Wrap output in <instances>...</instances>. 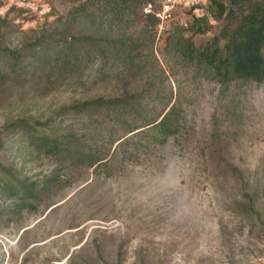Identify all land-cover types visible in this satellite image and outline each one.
<instances>
[{
	"label": "rangeland",
	"instance_id": "374dc122",
	"mask_svg": "<svg viewBox=\"0 0 264 264\" xmlns=\"http://www.w3.org/2000/svg\"><path fill=\"white\" fill-rule=\"evenodd\" d=\"M140 1L0 0V169L38 185L25 201L0 189V264H264V81L221 78L190 52L241 10L177 0L163 22L145 8L170 0ZM127 94L142 124L175 104L171 131L116 148L114 122L63 109ZM19 119L80 143L63 160L40 152ZM93 144L108 148L97 167Z\"/></svg>",
	"mask_w": 264,
	"mask_h": 264
},
{
	"label": "trees",
	"instance_id": "16d2710c",
	"mask_svg": "<svg viewBox=\"0 0 264 264\" xmlns=\"http://www.w3.org/2000/svg\"><path fill=\"white\" fill-rule=\"evenodd\" d=\"M217 9V15L222 18L226 13L227 17L235 14V8L241 10V22L237 27L226 26L221 34L217 36L214 43L204 49L191 48V59L200 65H208L216 76L226 78L229 76L264 81V0H209ZM108 3H115L114 7L120 11L136 9L142 1L140 0H107ZM200 20L198 19V22ZM199 26V25H198ZM199 33H204L201 26ZM226 40L223 48L219 40ZM190 50V49H189ZM130 94V93H129ZM138 99L127 95L111 98H98L75 103L64 107V111L75 115L90 114L99 115L115 123L112 129L110 143L117 147L132 142L134 137L150 135L153 130H163V135L171 131L170 122L175 113V104L168 106V111L162 114L161 118L147 121L145 124L129 119L138 111ZM52 120L40 123L41 126H48L47 130H40L39 123L30 125L26 120L19 119L13 124V131L18 134L22 142L27 143L31 137L30 145L38 151L56 156L63 160L72 156L75 152L76 142L80 143V137L66 128L49 126ZM45 129V128H44ZM76 141V142H75ZM108 144V143H107ZM138 144V142H137ZM106 146V144H104ZM108 148L87 146L84 154L87 165L98 166L106 162ZM63 155V158H60ZM38 185L28 177L20 176L15 178L6 174L0 169V189L11 191L10 197L18 200L34 198Z\"/></svg>",
	"mask_w": 264,
	"mask_h": 264
},
{
	"label": "built area",
	"instance_id": "2783aa9c",
	"mask_svg": "<svg viewBox=\"0 0 264 264\" xmlns=\"http://www.w3.org/2000/svg\"><path fill=\"white\" fill-rule=\"evenodd\" d=\"M175 3L177 0H170L166 2L163 6V9L159 12H154L152 10V5L150 4L148 7L145 8L146 13L155 15L159 20L166 22L172 18L173 10L175 8Z\"/></svg>",
	"mask_w": 264,
	"mask_h": 264
},
{
	"label": "water",
	"instance_id": "95a60500",
	"mask_svg": "<svg viewBox=\"0 0 264 264\" xmlns=\"http://www.w3.org/2000/svg\"><path fill=\"white\" fill-rule=\"evenodd\" d=\"M168 1V0H167Z\"/></svg>",
	"mask_w": 264,
	"mask_h": 264
}]
</instances>
